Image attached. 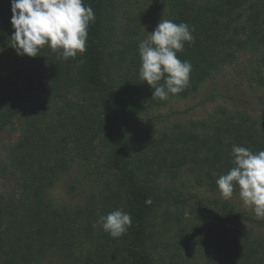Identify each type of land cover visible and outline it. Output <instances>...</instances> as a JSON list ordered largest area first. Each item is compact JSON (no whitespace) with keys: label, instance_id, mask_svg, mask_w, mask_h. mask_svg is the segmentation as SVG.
Segmentation results:
<instances>
[{"label":"trees","instance_id":"trees-1","mask_svg":"<svg viewBox=\"0 0 264 264\" xmlns=\"http://www.w3.org/2000/svg\"><path fill=\"white\" fill-rule=\"evenodd\" d=\"M169 1V20L186 22L194 41L177 53L191 62L189 85L168 99L195 92L244 54L253 61L252 80L264 87V0ZM84 3L96 17L85 53L64 60L46 45L36 57L24 54L16 65L0 66V136L21 120L3 170L13 186L0 192V264L48 258L60 264H157L154 213L185 201L171 182L186 173L195 185L217 190V178L234 166L233 145L264 150V97L244 103L235 94L229 98L248 106L221 107L192 128L140 134L130 124L132 115L168 99L152 98L139 76L140 38H116L113 0ZM11 16V0H0V45L16 51ZM76 162L99 164L107 181L82 204L58 207L50 189ZM214 204L220 207L217 226L206 235L211 264H264L263 239L245 229L248 223L263 227L264 220L228 201ZM117 208L130 213L132 224L113 238L100 217ZM186 235L194 236L183 227L181 244Z\"/></svg>","mask_w":264,"mask_h":264},{"label":"rangeland","instance_id":"rangeland-1","mask_svg":"<svg viewBox=\"0 0 264 264\" xmlns=\"http://www.w3.org/2000/svg\"><path fill=\"white\" fill-rule=\"evenodd\" d=\"M202 1L204 0H199ZM113 5L118 40H126L125 37L130 36L143 40L155 30L160 20H169V0H113ZM128 28L134 32L126 33ZM21 59V55L16 51L0 45V66L7 68L18 64ZM252 64L251 56L242 55L239 60L223 65L195 92L170 98L146 112L135 113L130 119L131 126L142 135L172 132L178 128H192V122L208 120L221 107H247L248 105L244 104L246 101L264 97V87L258 86L252 80ZM235 94L244 103L229 98ZM261 114L264 116V110ZM20 133L21 120L16 118L0 136V192L13 186V183L4 177L3 170L9 166V151ZM101 170L99 164H72L50 189L49 197L53 204L58 207L82 204L90 193L99 190L107 181L106 174H102ZM171 184L177 193L181 192L185 201L178 205L160 207L154 213L157 264H211L207 254L212 240L206 235L207 231L217 226L214 216L218 214L220 207L214 204L215 200L219 204L228 201L239 210H245L256 217L253 210L243 204L239 192L233 193V196L226 200L219 189L210 190L197 186L186 173H182L181 178ZM211 217L213 222H210ZM262 226L248 223L245 229L264 242V223ZM183 227L192 231L194 236L191 240L186 235L181 244L179 238ZM185 244L190 249H186ZM41 264L60 262L56 258H48Z\"/></svg>","mask_w":264,"mask_h":264},{"label":"clouds","instance_id":"clouds-1","mask_svg":"<svg viewBox=\"0 0 264 264\" xmlns=\"http://www.w3.org/2000/svg\"><path fill=\"white\" fill-rule=\"evenodd\" d=\"M11 12V46L18 55L36 57L46 45L64 60L87 51L88 28L96 17L84 0H11ZM193 31L186 22L160 20L139 42V76L153 90L152 98L166 100L188 87L192 65L179 59L177 53L186 42L194 41ZM231 156L234 166L216 180L221 195L230 199L238 186L243 204L257 219H264V150L253 152L233 145ZM100 223L111 237L119 238L131 226L132 218L117 208L101 216Z\"/></svg>","mask_w":264,"mask_h":264}]
</instances>
